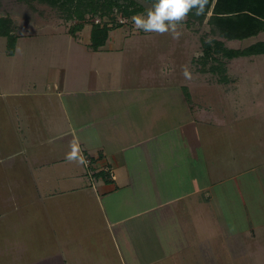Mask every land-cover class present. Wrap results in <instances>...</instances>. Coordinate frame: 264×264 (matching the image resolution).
Instances as JSON below:
<instances>
[{
    "label": "crops",
    "instance_id": "1",
    "mask_svg": "<svg viewBox=\"0 0 264 264\" xmlns=\"http://www.w3.org/2000/svg\"><path fill=\"white\" fill-rule=\"evenodd\" d=\"M92 29L84 25L76 37L57 31L50 35L54 40L67 37L77 46L79 66L73 71H79L78 79L72 77V66L51 65L44 71V86L31 81L23 88L18 65L0 64V264H230L232 259L264 264V190L258 191L264 186V156L251 168L263 177L247 181L250 197L239 200L241 213L233 212L229 195L224 204L228 218L217 225L221 208L210 195L206 234L200 235V189L167 194L165 155L172 157L175 151L159 143L158 119L148 116L161 102L153 104L148 95L136 102L138 92L128 89L121 82L124 75L115 70L108 83L100 79L98 62L102 57L110 62L121 49L111 34L105 46L94 49ZM16 37L14 55L8 52V39L1 37L7 40L5 59L12 63H18L23 39ZM27 68L37 74L33 66ZM57 69L59 75L52 76ZM185 92L190 120L180 139L197 158V128L207 117L215 118L214 109L208 99L194 103ZM125 99L139 108L125 107ZM73 139L81 155L93 156L102 170L97 192L84 163L66 158ZM263 149L260 145L257 153L263 155ZM242 154L251 158L248 151ZM231 166L224 164L225 169ZM106 168L112 169L113 179ZM242 168L229 172L225 181ZM237 214L249 227L231 223Z\"/></svg>",
    "mask_w": 264,
    "mask_h": 264
},
{
    "label": "rangeland",
    "instance_id": "2",
    "mask_svg": "<svg viewBox=\"0 0 264 264\" xmlns=\"http://www.w3.org/2000/svg\"><path fill=\"white\" fill-rule=\"evenodd\" d=\"M117 1L126 5L130 0ZM135 1L144 9L138 14L146 18L147 11L153 8L154 4L146 0ZM210 15L204 22L187 15V18L178 25L179 37L173 38L171 33L159 34L136 29L131 19L133 16H124L118 8L104 19L99 15L89 14L85 21H81L74 17L70 18L69 11L65 8L39 0H0V18H11L14 35L23 38L18 45V63H12V60L5 59L7 40L0 36V64L18 65L19 71L23 73V82L20 84L23 88L30 86L31 81L38 83L39 88L44 86L46 83L44 80H47L43 76L44 71L51 65L66 68L72 66L71 71L79 66L80 54L76 51L77 46L64 36L56 40L51 39L53 31L69 33L76 37L81 31L76 28L78 25H87L89 29L98 19L102 24L107 23L109 27H115L110 34L115 40L114 44H119L117 46L121 52L114 53L115 56L110 62L103 57L98 62L97 70L102 74L100 79L108 83L109 74L115 70L124 75L121 82L128 85V89L134 94L138 92L136 102L139 103L138 98L146 95L150 96L153 104L161 102L160 108L153 105L148 116L151 119H158L155 132L162 135L159 143L175 151L172 157L168 155L169 152L165 155L168 169L167 194L172 196L179 188L184 193L200 189L197 195L201 203L200 235L206 234L204 220L208 219V213L204 210L210 195L216 196L217 208H221L217 209V225L222 226L225 218H228L230 211L224 208L227 196H232L233 212L241 213L239 200L247 197L249 201L250 197L248 189L251 186L246 184L247 181L252 180L256 183L258 180L262 181L258 176L263 177L251 168L255 166L256 160L264 156L262 152L257 153L260 145L264 148V55L234 60L223 59L229 81L222 83L219 74L208 71L218 63L205 59L203 48V41L221 40L230 49H245L264 41V33L244 41H228L213 33L212 26L208 23ZM8 52L10 54L9 48ZM31 66L35 68L37 74L32 73V68H27ZM185 66L190 73L188 77L184 75ZM78 72L73 71L72 77L78 79ZM58 75L57 69L52 76ZM164 84L166 89L163 88ZM181 84L187 87L185 97L190 94V98L195 100L194 103L198 100L199 103H204L208 99L212 112L214 109L215 118L207 117L197 128L200 142V147L196 151L197 158L189 154L186 147L188 142L185 141L183 144L180 139L182 128L189 116L185 111L186 102L183 103L182 98L185 89ZM125 100L122 101L125 107L139 106L134 102L129 106ZM254 100L260 103H253ZM156 107L159 112L155 111ZM188 119L190 120V117ZM244 150L251 153V158L244 157L242 154ZM255 153L258 154L257 157ZM243 160L246 165H242ZM230 163H234L235 166L225 169L224 164ZM240 167L246 169L238 173L234 179L225 181V176L230 178L227 175L238 172ZM173 178L177 179L172 181ZM263 190L264 186L258 191ZM242 218L241 215H234L231 223L238 220L237 226L249 227ZM221 251L223 252L222 248ZM230 261V264H244L240 259Z\"/></svg>",
    "mask_w": 264,
    "mask_h": 264
},
{
    "label": "trees",
    "instance_id": "3",
    "mask_svg": "<svg viewBox=\"0 0 264 264\" xmlns=\"http://www.w3.org/2000/svg\"><path fill=\"white\" fill-rule=\"evenodd\" d=\"M53 6H59L69 11L70 18L74 17L85 21L87 15H99L101 19L114 12L115 8L126 17H132L143 12V7L138 6L135 0H130L124 5L117 0H39ZM157 3V0H146ZM210 15L209 25L213 33L228 41H244L264 33V0H208L202 14L197 15L192 9L188 15L204 22ZM11 18H0V36L8 39L10 55L15 54L17 37L13 34L14 27ZM83 25L76 27L83 29ZM115 27L105 24H94L92 29V47L99 49L105 46L110 32ZM204 58L218 63L208 71L221 76L222 83L229 81L223 59L234 60L237 58L264 55V41H260L245 49H230L224 41H203ZM206 72V70H204Z\"/></svg>",
    "mask_w": 264,
    "mask_h": 264
},
{
    "label": "clouds",
    "instance_id": "4",
    "mask_svg": "<svg viewBox=\"0 0 264 264\" xmlns=\"http://www.w3.org/2000/svg\"><path fill=\"white\" fill-rule=\"evenodd\" d=\"M208 0H157L153 8L147 11V17L138 14L133 16L132 22L136 29L145 32H155L159 34L171 33L173 38H178V25L187 18L192 9H196V14L203 13ZM184 75L190 76L185 66ZM71 151L66 158L72 162L84 163L78 140L73 139L69 143Z\"/></svg>",
    "mask_w": 264,
    "mask_h": 264
},
{
    "label": "built area",
    "instance_id": "5",
    "mask_svg": "<svg viewBox=\"0 0 264 264\" xmlns=\"http://www.w3.org/2000/svg\"><path fill=\"white\" fill-rule=\"evenodd\" d=\"M97 23L96 24H100L101 23V20H97L96 21ZM122 22H125V21H122ZM83 159H84V166H85V169H86V173H87V176L91 182V187L94 191H99V188H98V183L100 181V174L102 172V170H100L97 166V163H96V159L91 156V155H85L83 156ZM104 171L107 173V176L110 177V179H113L114 178V173L112 171V169L110 168H106L104 169Z\"/></svg>",
    "mask_w": 264,
    "mask_h": 264
}]
</instances>
